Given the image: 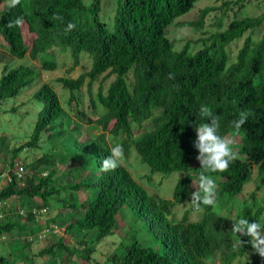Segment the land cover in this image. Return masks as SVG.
Wrapping results in <instances>:
<instances>
[{
  "label": "trees",
  "instance_id": "trees-1",
  "mask_svg": "<svg viewBox=\"0 0 264 264\" xmlns=\"http://www.w3.org/2000/svg\"><path fill=\"white\" fill-rule=\"evenodd\" d=\"M112 1V15L105 19L100 16L101 0H90L87 4L83 0H21L15 8H9L4 0L0 39L10 57L27 56L38 61L41 70L53 71L55 63L46 53L59 47L69 53L71 67L77 66L81 57L89 61L86 72L74 79L59 77L56 81L67 92V105L74 104L76 113L82 117V111L77 109L81 101L75 93L86 81V109L91 115H98L96 126L89 128L101 132L74 144V151L66 153L67 156L55 144L51 145L30 163L32 170L46 164L48 172L43 176L37 174L35 181L25 176L22 185H18L22 175L16 178L12 172L16 154L23 148H37L43 133H47L49 142H54L69 132L60 120L63 108L50 85L44 83L33 93V100L40 105L35 122L28 141L10 151L9 180L0 187V202L5 203L0 211V234L19 230L28 236L23 247L29 246L42 226H26L20 220L32 222L35 216L30 210L46 209L50 197L64 189L72 193L83 190L90 193L86 201L59 200L70 209V223L50 247L38 252L39 256L50 257L49 262L58 259L69 263L73 256L88 261L99 241L112 233L118 210L126 207L134 219L143 222L146 232L155 234L154 230L160 229L161 253L132 241L120 250L117 247L102 264H212L213 259L218 264H233L246 256L251 245L247 243L249 237L230 232L232 222L246 218L264 226V196L255 198L258 188L264 186V34L257 41L252 39V34L264 25V12L239 18L235 14L250 2L264 0H220L218 6L198 10L190 21L180 19L198 0ZM25 10L29 14L25 15ZM229 11L234 18L223 26ZM212 12L218 14L209 25L217 31L197 40L201 46L193 53L190 41L175 50L173 42L165 36V29L171 24L202 29L205 18ZM20 16L25 21L22 27H6L9 20ZM57 16L61 19H56ZM68 23L75 28L67 31ZM236 40H241V44L231 58L227 47ZM102 75L103 80L113 79L105 89L99 85L92 94L91 84ZM37 78L38 72L26 65L3 67L0 102L20 95ZM201 105L219 116V135L237 139L232 147L238 158L226 171L208 173L217 180V203L215 207L201 205L197 210L190 203V193L196 190L192 185L198 183L201 171L195 159L198 150L194 147V127L207 122L199 115ZM241 110L250 111L251 115L236 134L232 121ZM13 111L11 108L8 112ZM72 131H79V127L74 126ZM3 139L0 137V147ZM117 143L123 146L124 157L132 149L147 166L148 182L153 174L180 176L172 186L171 199L147 193L121 164L115 170H100L103 159ZM61 155L74 157L81 165L73 168L74 183L58 186L53 161ZM90 156L94 157L95 166L83 175ZM252 169L256 171L254 189L234 209L228 227L221 213L230 208L233 198L250 180ZM12 198H20L19 203L27 205L36 198L40 204L22 210L19 204H8ZM185 203L189 207L179 219H174L172 208ZM192 210L199 212L195 221L189 220ZM71 231L80 232L78 250L65 242L64 237ZM86 234L90 236L84 239ZM249 264H264V259L258 255V260L252 257Z\"/></svg>",
  "mask_w": 264,
  "mask_h": 264
},
{
  "label": "rangeland",
  "instance_id": "rangeland-1",
  "mask_svg": "<svg viewBox=\"0 0 264 264\" xmlns=\"http://www.w3.org/2000/svg\"><path fill=\"white\" fill-rule=\"evenodd\" d=\"M85 4L89 3L90 0H83ZM4 0H0V10ZM220 4V0H198L191 11L180 19V21H190L192 20L198 10L205 6ZM113 1L112 0H101V12L100 16L109 19L112 15ZM264 12V1L261 2H250L245 5V7L237 12L235 15L237 18L244 16H256ZM218 12H212L205 18V26L202 29H196L194 27L185 25L171 24L165 29V36L167 39L173 42L174 49H180L186 41L191 42V52H195L200 48L201 43L197 42L199 39L206 38L209 34L214 33L217 29L209 23L213 20ZM233 17L232 12H227V16L223 19V26L231 20ZM264 34V25L256 30L252 34V39L257 41ZM241 40H236L230 43L227 47V51L231 58L235 56L236 50L239 48ZM49 59L53 60L55 63V70L44 71L39 67V63L36 60H31L27 56L22 59L12 58L8 55L6 47L2 40L0 39V73L1 69L4 67L12 68L19 64L32 67L38 72V78L33 83L32 86L27 88L25 91L21 92L20 95L12 99H7L0 102V137L3 139V145L0 147V187H3L8 182V170L10 151L19 146L23 145L28 141L29 135L32 130V126L35 122L36 113L39 110L40 105L33 100V93L42 85L47 84L53 89L57 95L60 105L63 108V115L60 120L64 124L65 128H68L69 132L61 137H58L54 142H49L47 140V133H43L37 143V148H23L16 154V162H19L23 166V173L21 181L18 185H22V178L27 176L32 178L34 181L37 174L45 175L50 169L46 164L37 167V170H32L30 163L36 158H38L43 152L46 151L51 145L56 146L60 153H71L74 151V144L85 142L89 135L99 134L101 131L95 128H89L96 126L94 121L97 118V114L91 115L86 109L87 104V94L86 81L84 82L80 91L75 93L81 101V108L77 109L82 111L83 117L76 113V107L74 104L67 105V92H65L60 84L56 81L59 77H65L74 79L79 74H82L88 70L89 61L85 57H81L79 63L75 67H71L72 60L69 53L65 50H61L59 47H53L46 53ZM103 76L97 77V79L91 84V93L94 94L97 87L101 85L105 89L108 84L112 81L113 77H108L103 80ZM65 103V104H64ZM13 109V114L8 112ZM145 124V123H143ZM74 126L79 127V131L74 132L71 130ZM134 133H137L138 129ZM105 141H107V135H103ZM233 142H236V138H230ZM49 142V143H48ZM110 145V144H109ZM90 163L85 165L87 169L83 172V175L90 172L91 168L95 166L94 157L90 156L87 158ZM120 164L126 168L131 177L140 184L149 194H154L165 199H171L172 186L175 180L180 177L178 174H171L168 177H161L158 174H153L150 176V181L146 180V175L148 174V168L145 164L141 163L132 149L128 151L126 157ZM53 168L55 170L56 184L66 185L72 184L76 180V174L73 170L74 166H80L81 162L75 160L74 157H62L56 156L53 161ZM42 169V171H40ZM13 172V169H12ZM255 169H252V174L250 180L245 183L242 187V191L239 195L233 198L231 201V206L228 210H224L221 216L225 217L227 220V226L231 223L234 218L233 211L240 203V201L247 200L249 193L254 189ZM217 182L216 179H214ZM194 185V182H193ZM89 192L83 190L71 192L69 189H64L58 195H53L50 197L48 206L45 209V214L35 217L32 222H27L21 219L20 224L32 227L47 228L48 232L45 233L43 237H38L37 235L32 237L31 244L29 246H24L25 240L28 239L27 235H24L19 230H11L8 233L0 234V258L3 260V264H102L105 258L118 247L119 250L127 246L132 241H137L140 245L150 248L152 251L161 253V243L159 239L160 229H155V234H150L146 232L143 222L134 219L131 212L126 208L122 207L118 210L115 216V224L112 228V233L109 236L103 237L99 243L94 247V252L91 254L88 261H83L73 256L69 259V263H61L58 259L54 263L49 262L50 257L47 255L39 256L38 252L43 248L50 247L54 239L62 235L64 227L70 223V218L68 213L70 209L64 206V203H60L59 200L72 201L80 203L89 199ZM264 196V186L258 188L255 198L256 200ZM20 198H12L8 201V204L12 203L19 204L22 210L28 206L36 207L40 204L39 200L33 198L30 200L29 205L25 203H19ZM18 206V207H19ZM189 207L187 203L182 205H176L172 208L173 218L179 219L182 213ZM20 209V210H21ZM1 211V207H0ZM199 217V212L197 210H192L189 213V220L195 221ZM40 229V230H41ZM38 231V233L40 232ZM80 233V232H79ZM75 231H71L68 235L64 237L66 244L68 246H74L78 249L81 248L77 244L80 234ZM90 234H86L85 238H89ZM252 248L245 253V257L235 261L233 264H249L252 257L255 261L258 260V254H252ZM248 254V255H247ZM214 263L218 264L216 259H213ZM1 264V262H0Z\"/></svg>",
  "mask_w": 264,
  "mask_h": 264
},
{
  "label": "clouds",
  "instance_id": "clouds-1",
  "mask_svg": "<svg viewBox=\"0 0 264 264\" xmlns=\"http://www.w3.org/2000/svg\"><path fill=\"white\" fill-rule=\"evenodd\" d=\"M21 0H7L9 8H15L20 5ZM29 14L25 10V15ZM61 19V17H55ZM24 17L20 16L9 20L6 27L11 29L13 27H22L24 25ZM75 28L72 23L67 24V31ZM172 78V74H169ZM199 115L205 118L207 122L200 123L194 127L196 133V140L194 147L198 150V155L195 159L199 162V169H201L198 176V183L192 185L196 190L190 193V203L199 210L201 205L216 206V182L208 173L224 172L229 168L230 163L238 158V152L233 149V140L218 134L219 116L215 115L212 110L205 105H201ZM250 111L241 110L238 118L232 121V126L236 134L239 133L242 125H244ZM210 121V122H209ZM124 157L123 146L119 143L115 144L110 149V155L103 159L100 170L108 172L119 167L120 162ZM235 236H246L250 239L247 241L253 250L252 254H258L264 259V226L261 223L249 222L246 218L238 219L232 222L230 230ZM242 244V241L239 239Z\"/></svg>",
  "mask_w": 264,
  "mask_h": 264
},
{
  "label": "built area",
  "instance_id": "built-area-1",
  "mask_svg": "<svg viewBox=\"0 0 264 264\" xmlns=\"http://www.w3.org/2000/svg\"><path fill=\"white\" fill-rule=\"evenodd\" d=\"M22 173H23V167H22V165H21L19 162L15 163V165H14V169H13V174L15 175V177H16V178H19V177L22 175ZM8 180H9V179H8ZM4 204H5V203L0 202V207L3 206ZM30 212H31L35 217H38V216H41V215L45 214V209H43V208H41V209H31ZM18 213H19L20 215L23 214L22 210H20ZM1 216H2V215L0 214V217H1ZM47 232H48V229H43V230H41V231L37 234V236H38V237H43V236H45L44 234L47 233Z\"/></svg>",
  "mask_w": 264,
  "mask_h": 264
}]
</instances>
